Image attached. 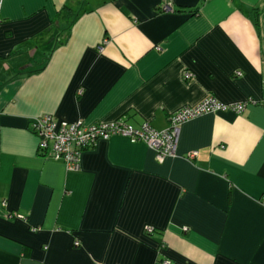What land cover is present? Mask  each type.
Returning <instances> with one entry per match:
<instances>
[{
    "label": "crops",
    "instance_id": "crops-1",
    "mask_svg": "<svg viewBox=\"0 0 264 264\" xmlns=\"http://www.w3.org/2000/svg\"><path fill=\"white\" fill-rule=\"evenodd\" d=\"M208 97L245 106L182 124L162 162L112 136L68 170L31 129L51 114L165 130ZM164 261L264 264V0H2L0 264Z\"/></svg>",
    "mask_w": 264,
    "mask_h": 264
},
{
    "label": "built area",
    "instance_id": "built-area-1",
    "mask_svg": "<svg viewBox=\"0 0 264 264\" xmlns=\"http://www.w3.org/2000/svg\"><path fill=\"white\" fill-rule=\"evenodd\" d=\"M0 0V4H1ZM163 12H172L169 3L160 6ZM106 40H104L105 42ZM240 75V72H237ZM185 80L193 77L191 71L183 72ZM82 90H79V94ZM245 104H226L213 97L202 100L195 106H182L168 116V127L165 130L153 129L144 123L135 127L119 118L111 122L86 123L59 121L51 114L37 117L31 124V129L38 139V149L43 157L62 161L68 170H77L83 150L95 146L98 140H106L112 136L126 137L130 142L143 141L155 152L156 160L162 162L167 157L176 156L181 125L185 122L217 111L232 110L236 113L243 111ZM197 151L187 154L186 159L193 160ZM148 233L152 228H146ZM169 262L164 261L163 264Z\"/></svg>",
    "mask_w": 264,
    "mask_h": 264
},
{
    "label": "trees",
    "instance_id": "trees-1",
    "mask_svg": "<svg viewBox=\"0 0 264 264\" xmlns=\"http://www.w3.org/2000/svg\"><path fill=\"white\" fill-rule=\"evenodd\" d=\"M60 12H61L62 17L66 20H69V19L72 20L76 16L74 15V13L72 12V9L67 4L62 7V10Z\"/></svg>",
    "mask_w": 264,
    "mask_h": 264
}]
</instances>
